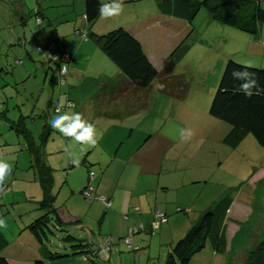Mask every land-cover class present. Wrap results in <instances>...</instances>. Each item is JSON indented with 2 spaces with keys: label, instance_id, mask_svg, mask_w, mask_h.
<instances>
[{
  "label": "rangeland",
  "instance_id": "1",
  "mask_svg": "<svg viewBox=\"0 0 264 264\" xmlns=\"http://www.w3.org/2000/svg\"><path fill=\"white\" fill-rule=\"evenodd\" d=\"M261 5L264 7V1ZM37 7L39 13L36 14ZM84 8L85 0H0V112H4L6 117L1 118L0 115V161L11 165L10 173L0 186L3 188V192H0V218L7 224L6 228L0 229L12 250L21 246L19 243L22 244L23 237L20 238L19 234H22L24 228L42 212L37 208L36 199L32 197L38 196L40 186L31 166V155L27 150L18 148L19 144L23 143V138L10 129L9 121L16 120L20 115H28L26 125L39 142L42 126V118L39 116L47 108L48 99L52 97L53 101H61L65 97L63 85L52 87L49 84L51 73H48L44 80L49 62L36 50V43L23 39L24 31L26 37H29V32L34 36H44L42 28H46L53 35L54 29H60L64 34H68V38L74 39L75 28H83L85 25L87 29L83 16ZM20 9L24 13L26 25L18 20L22 17ZM39 16L43 17L42 26H39L36 20ZM118 27L141 31L144 36V50L160 73L147 88L128 96L126 94L123 98L107 99L103 104H99L95 98L97 87L85 86L79 93L78 108L84 109L80 112L82 119L95 125L97 144H100V133L106 130L103 129L104 126L123 133V139L116 145L117 147L120 141H123L118 151L120 157L134 150V145L144 144L135 155L134 161H145L149 176L140 177L138 182L142 183L144 178L155 182L160 180L169 185L167 192L161 194L158 201L166 203L167 210L163 212L167 213L171 222H163L157 226L158 221H155L157 225H154L150 232L148 228L141 229L140 222L132 226V229H139L133 234V245L140 247L137 251L129 248L132 244L128 246L121 242L123 240L119 241L118 237L108 235L116 242L111 245L115 251L111 256V264H118L117 256L125 252L131 255V259L123 255V264H133V255L136 253L138 264H163L169 248L185 235L200 213L230 190L236 200H248L256 195L258 203L254 201L255 212L248 224L251 230L248 241L251 243L256 234H259V227H254L259 223L258 219L256 221V215L264 218V182L252 184L250 179L264 170V148L251 134L235 148L224 144L222 139L229 131L230 125L211 116L208 110L228 59L240 64L263 67L262 53L257 49L259 46L253 44V36L212 20L203 7L191 24L166 16L158 10L156 0L124 1L123 11L118 16L108 19H101L99 16L92 26V31L101 35ZM61 41L55 42L59 45L67 39H64L65 42ZM88 41L95 45L97 51L94 52L91 48L93 54L90 59H81L84 67L99 72L111 71L107 65L117 69L101 48L96 46L97 41H92L91 38ZM25 49L32 53L31 56ZM173 52L174 55L170 57ZM166 67L169 71L167 74ZM166 78V81L172 84L169 93L161 90L162 82ZM43 86L44 91H41ZM69 111L70 115L76 113L74 108H69ZM189 129L194 133L190 139L187 131ZM129 132L131 135L127 137ZM149 134L151 137L144 141ZM96 146L78 144L72 137H65L56 130L51 134L44 152L46 162L53 168L52 191L56 197L54 206L57 211L61 210L65 214V208L71 207L72 190L80 192L81 186L87 183L88 171L93 169L97 172L96 160L98 162L102 154L100 146ZM17 156L20 158L16 159ZM109 158L111 157L103 160L108 161ZM15 160H18V164ZM73 160L78 163H73ZM120 166L121 164H118L116 168ZM129 167L132 169V166ZM116 168L112 170L114 175L118 172ZM137 177L136 174L132 175L125 184L131 185ZM123 200L125 210L117 208L114 203L108 214L106 213L100 227V242L101 237L107 236V231L126 230L124 216L135 211H132L133 208L128 209L126 197ZM94 201L96 200L85 201L86 207L80 209V212L90 208ZM132 204L138 205V202L133 201ZM152 205L153 202L151 209L154 211ZM144 206L142 205V210ZM103 210L104 206L97 216L93 210L87 213L84 220L85 229H74L68 224L63 228L52 227L46 242L49 251L63 252V248L71 243L65 240L68 234L85 237L91 227L97 234L98 219ZM160 210H163V207ZM112 212H116L118 217L112 216ZM128 216L129 219L132 217ZM143 217L147 219V215ZM128 222L133 225L134 220L130 219ZM150 222L154 223L151 220ZM130 234L132 235L131 232ZM119 246L123 252H118ZM204 254L207 258L204 263L208 264L210 261V264H222L219 255L210 260V255L207 252ZM202 255L199 261L205 259ZM238 256L240 260L237 259ZM242 256V252L235 253L231 264L241 263ZM198 259L199 256H196L195 261ZM102 264L109 263L103 261Z\"/></svg>",
  "mask_w": 264,
  "mask_h": 264
},
{
  "label": "trees",
  "instance_id": "2",
  "mask_svg": "<svg viewBox=\"0 0 264 264\" xmlns=\"http://www.w3.org/2000/svg\"><path fill=\"white\" fill-rule=\"evenodd\" d=\"M262 1L264 0H156V5L162 14L184 20L189 24L192 23L200 8L203 7L212 20L255 37L258 35L261 26L264 25ZM110 2L85 0L86 36L97 41L96 43L102 52L120 70L121 75L128 80V83L123 84L117 78L101 80L95 95L99 104H103L107 99L123 98L126 94L128 96L130 93L134 94L136 91L147 88L160 73L148 59L139 40L126 28H114L101 35L92 31L93 24L100 16V4ZM75 31L80 34L81 29L78 28ZM59 48L67 52L71 58V51L60 46ZM177 48L178 46L176 50ZM173 55L174 52L171 53L170 57ZM55 65L57 66V63ZM245 66H247L248 72L254 74L260 89L259 94L252 95L250 98L245 97L238 90L239 85L250 77L240 73L237 80L232 78L234 70H244ZM168 72L166 67L165 74ZM166 80L167 78L163 80L161 90L169 93L172 84ZM56 106L53 107V111ZM208 113L230 125L229 131L222 139L224 144L235 148L247 135L251 134L256 142L264 148V67L240 64L228 59L211 100ZM1 114L5 116L4 112H0ZM16 128L20 129L19 127ZM50 129V125L46 124L43 137ZM27 148L32 155L31 166L42 191L41 199L36 202L37 208L42 213L26 226L38 244L41 253V258L33 260L32 264H46L48 260L64 259L76 255L82 256L85 264H97L94 257L98 255L100 249L108 248L110 244L114 243V238L104 236L102 237L103 246L94 248L90 246L91 241L87 232L85 233L86 238H77L72 233L65 237V240L71 243L68 247L63 248V252L49 251L46 242L48 241V233L52 232V227L63 228L67 225L62 221L54 206L56 197L52 192L53 168L48 165L38 146L31 144ZM88 186H82L80 192L89 202L95 199L85 195L84 190ZM92 194L98 196L93 190ZM232 202L233 195L230 190L201 212L185 235L169 248L163 264H190L193 256L203 250L208 241L211 242L217 253H224L227 247L225 221ZM106 210L107 208H105ZM7 245L8 241L0 229V264H19L18 259L2 254ZM241 264H264V230L261 238L254 246L244 252Z\"/></svg>",
  "mask_w": 264,
  "mask_h": 264
},
{
  "label": "crops",
  "instance_id": "3",
  "mask_svg": "<svg viewBox=\"0 0 264 264\" xmlns=\"http://www.w3.org/2000/svg\"><path fill=\"white\" fill-rule=\"evenodd\" d=\"M20 12L22 13V17H20L18 20H20V23L26 25L27 23H26V19L24 18V15H23L24 13L22 10ZM35 13L36 14L39 13L38 7L35 9ZM17 15H19V14L17 13ZM83 16H84V14H83ZM42 24H43V17L41 18V23L40 24L38 23V25L42 26ZM85 27L86 26L84 25L83 28H79V29H81L80 34L76 33L75 30L78 28H75V30H74L75 38L74 39L72 37L68 38V34H64L63 32L60 31V29H59V31L54 29V31H53L54 35H53L52 33H49L50 31H47L46 28H42L44 31V36H42L41 34H40V36H36V35L34 36L33 33L31 34L29 32V34H30L29 37H26V32L24 31L23 39H25V41H26V39L31 40L32 42L36 43L35 44L36 47L40 46L42 48V51L37 50V48H36V50L38 52H40L41 55L44 57H46V53H48L50 45H53V44L58 45V43H57L58 40H62L61 42H65L64 39H67V41L65 43H60L58 46H60L61 48H64L65 50L71 51L72 55H71V58L69 59V61L67 62L68 67H69V74H68V77L66 80V85H63L64 87L62 86L64 89V96H65L64 99L61 101L60 100L53 101V98L50 97L47 101V108L39 116L42 118V120L40 121V124H42V126H41V130L39 132V142H38V140H36L35 134L26 125V119H27L28 115H26V116L20 115L19 118H17L16 120L9 121L10 122V124H9L10 129L16 135L22 136V138H23V143H20L18 146L19 149H24V150L28 151L27 146L33 144L34 146H38L39 149L41 150L42 154L45 156L44 147H46L48 140L54 131V129L51 128L47 132V134H45L43 137V133H44L46 124L50 125V120L54 116L63 115V114L70 115L69 108L67 110L55 112V111H53V107L56 105H58V106L65 105L67 100H71L75 103V105L73 107H70V108H74L75 112L80 114L81 110H84V109L78 108L79 93L81 92V89L84 88L85 86L92 85L93 87L96 86L98 88L101 80H107V79L115 78V77H117V79H119L120 81H122L124 83H128V80L125 79L121 75L120 70L118 68L114 70L113 67H111V65H107V66H108V69L110 67L112 72L109 70H106V71L100 70V72L99 71H92L90 68H86L82 65L83 62L81 61V59L89 60L91 55L93 54V51L94 52L97 51V49H95V45H93L90 41H88V40H90V38H88L87 36L83 37V33L86 32ZM23 30H25V29L23 28ZM128 30L139 40V42L142 45V48L144 49V44H143V40H142L144 36L142 35L141 31L140 30L136 31L135 28H128ZM252 39L254 41L253 44L256 43L259 46V48H257V49L259 50V53H262V57H261L262 59L261 60H263V63H264V25L261 26L258 35L253 37ZM55 41H57V42H55ZM42 43L44 45H42ZM96 46L100 49L98 44H96ZM91 48H93L92 49L93 51H91ZM28 51L29 50H26V52H28ZM144 52H145V50H144ZM28 54L31 56L32 53L30 54L28 52ZM146 55H147L148 59L150 60L149 55L148 54H146ZM47 61L49 62V65L47 66V69L45 70L44 80L48 76V73H51V75H50L51 78L49 80V84L52 87L54 85H57V84L60 85L58 83V80H57L58 79V73H56L55 63L50 61L48 58H47ZM263 67H264V64H263ZM88 73H93L96 75L89 76ZM41 91H44V86L41 88ZM0 108H1V106H0ZM100 112H101V110H100ZM100 117L111 118L109 116H101V115H100ZM1 118H6V117L1 114ZM88 123L92 124V122H88ZM16 127H19L20 129L18 130ZM103 129H106V130H105V132L100 133V142H99L100 144H97V146H96V148L98 146H100V154H102V155H100V157H102V158H100V160H98V162L96 160V163H98L97 164V166H98L97 172H95L93 169L88 171L89 175L87 177V181H86L87 183L83 184V186H85V185L91 186L93 188V192H95L98 196L105 197L106 199L109 200L110 206L105 211V205L103 204V202L99 199H95L96 201H94L91 204L90 208L86 209V211H84V212H80V209H82L83 207H86V202H85L86 200H84L85 198L82 194H81L82 196L80 195L79 191H78V193H76L74 190H72L73 199L71 202V207L65 208V210H66L65 214H64V212L62 213L61 210H59L58 213H59L60 218L62 219V221L64 223H66V225L67 224L72 225V228H74V229H77V228H82V229L84 228L85 229L84 220H86L85 218L87 217V213L89 211L93 210L97 216V215H99L101 208L104 206L103 213H102L101 217L98 219V227H97L98 232H97V234L95 232H93V230H92L93 227H91V226H90L91 230H89V232H88L89 239L91 241L90 246L94 247V248H98L100 246H103L102 245L103 244L102 237H101V242H100V232H101L100 227H101V224L103 223L104 219L106 218V216H105L106 213L108 214L109 209L114 205V203H115V205L117 204L116 205V206H118L117 208H121L122 210H125L126 209V208H124L125 200H123V199H125V197H126L127 198L126 205H127L128 209L132 210V208H133L132 211H135V212H129V214H128V215L132 216V217H130V219L134 220V223H133V225H131V223L128 222L130 219H129V216L126 214L124 216V218L126 219V223H127L126 230L124 232L123 231L118 232L117 230H112L111 232L107 231V236L110 235L112 237H118L119 241H120V240H123L124 237L129 236V232H131L132 233L131 244H132V246H134L133 245V234L136 233V232H134V230L136 228L132 229L131 227L136 226L137 222H140L139 227L142 225V226H144V229L148 228L149 232H150V229L155 227L154 223H155V221L158 220L155 217V212L156 211L163 212V211L167 210L166 203L159 202L158 197H160V195L163 194L164 192H167V190L169 189V185L163 184L162 182H160V180L155 182L152 180H149V181L145 180L144 178H143V182L141 181L142 183L138 182V180H140V177L142 178L143 176H147V175L149 176V171H147L145 169V165H146L145 161H139V160L136 162L134 161L135 155L137 154V152H139L142 149L144 144H140L139 146L137 144H136V146L134 145L133 146L134 150L127 152L126 156L123 157V155H122L120 157L118 155V151L120 149V145H123V141H120V144L117 147H116V145L119 142V140L123 139V136H124L123 133H120L121 131H119V132L118 131H112L109 129V126H104ZM20 130H22V131H20ZM24 132H25V134H24ZM25 135H27V136H25ZM130 135H131V133L129 132L127 137H130ZM150 137H151V135L149 134L144 139V141H146ZM27 138H28V140H27ZM18 140L19 139H17V141ZM28 152L30 155V151H28ZM19 155H20V153H19ZM109 156L111 158H109L108 161L103 160L105 158H108ZM19 158L20 157L17 156L16 159H19ZM31 158H32V155H31ZM17 161L18 160H15V163ZM137 162H140V163H137ZM91 163H93V162H91ZM17 164H18V162H17ZM118 164H121V166L116 168V166ZM129 166H132V169ZM114 168L118 169V172L116 171V173H117L116 175H114L112 173V170ZM134 174H136L138 176L136 178L135 182L131 183V185L125 184L131 178V176ZM263 177H264V170H261L260 172L256 173V175H254L252 177V179H250V181L252 184H254V183L261 184L262 182H264ZM113 181H115V182H113ZM70 185H72V187H75L71 183H70ZM52 188H53V186H52ZM254 188L256 189V187H254ZM41 192L42 191L40 188V192L38 191V196H32V197L34 199H36V201H38L42 197ZM256 193H257V190H256L255 194ZM121 194L123 196H121ZM0 198H2V195ZM118 200H122L121 201L122 203ZM133 201H137L138 205L132 204ZM254 201H256V203H258L257 199H256V195H255V198L251 197L248 200L247 199L236 200L233 197V202H232V205L228 211L227 218L225 221L226 239H227L226 251L224 253H217L214 250L213 246L211 245V242L208 241L206 243L205 248L193 256V258L190 261V264H206L204 262L207 260V258L205 256L204 252H207L210 255V260H213L217 255H219L220 258L222 259V264H231L232 260H234L235 253L242 252L244 254V252L247 249L254 246V244L261 238L262 232L264 230V218L263 217L259 218V216L257 214L256 215V221L259 220V223L256 224L255 226L253 224V226L259 227V231H258L259 234H256V237L253 238L251 243H249L248 240L251 237V234H250L251 230L248 227V224L250 222L251 217L254 215V212H255V209H254V203L255 202ZM152 202L154 203V205H152V207H154V211H152V209H151V203ZM142 205L143 206L145 205L143 210H142ZM162 207H163V210H160V208H162ZM77 209H79V211H77ZM137 210L139 211L138 213L136 212ZM187 210L189 211V208H187ZM143 211H144V213H143ZM164 213L167 216V220L164 223L168 224L171 221L168 219L167 213L166 212H164ZM110 214H112V216L118 217V214L116 212H112ZM135 214H140V215H135ZM144 215H147V219L143 217ZM152 216H153V218H152ZM195 218H196V216H195ZM150 220L153 221L154 223H151ZM253 220H252V223L254 222ZM75 223H76V225H73ZM143 223H147V225H144ZM159 223L157 226H160L161 224H163V222H159ZM88 225H89V223H88ZM258 227H256V228H258ZM24 229L25 230H23L22 234H19V235L21 236L20 238L23 237L25 239V242H23L24 239L22 238L21 239L22 244H21V242L19 243L21 246L17 247L16 249H13V250H12L11 246L9 247V243H8V245L3 249L2 254L6 257H13V258L18 259L17 261L20 262L19 264H32L33 260L41 258V253L39 251L38 244L34 240V237L32 236V234L27 230L26 227ZM71 230L72 229H70V231ZM75 235L77 238H86V237H81V236L79 237L77 234H75ZM107 236H105V237H107ZM27 238L29 239V242H27ZM121 242H123L125 244L124 240ZM121 242L119 244L122 246ZM114 243H116V242L114 241ZM114 243H112V244H114ZM112 244H110L108 248H103V249L99 250L98 255L94 257L97 264H102L103 261L111 264V256H112L113 252H115L113 250V246H111ZM22 245H25V246H22ZM121 246L118 247V252H123L122 250L120 251ZM134 247H137V246H134ZM129 248L132 251H137V250H139L140 247L139 248L137 247V249H135V250L132 249V247H129ZM126 250H129V249H126ZM202 254H204V255H202ZM123 255H126L128 258L130 257V259H131V255L129 253H127V252L121 253L117 256V260H119L118 264H123L122 263V261H123L122 256ZM201 255L205 259L202 261H199ZM196 256H199V259L195 261ZM137 259H138V253L133 255V264H138ZM237 259L240 260L239 256L237 257ZM241 260H242V258H241ZM46 262L48 264H85L84 260L82 259V256H79V255H76L74 257L64 258L61 260H55V261L54 260H48ZM208 264H210V261H208ZM237 264H241V263H237Z\"/></svg>",
  "mask_w": 264,
  "mask_h": 264
},
{
  "label": "clouds",
  "instance_id": "4",
  "mask_svg": "<svg viewBox=\"0 0 264 264\" xmlns=\"http://www.w3.org/2000/svg\"><path fill=\"white\" fill-rule=\"evenodd\" d=\"M122 11L123 0H112L111 3H101L99 6V15L101 19H108L118 16ZM246 68L247 66H245L244 70H234L232 72V78L237 80V76L240 73L250 77V79L242 82L238 89L245 95V97L250 98L252 95L259 94L260 89L257 85L256 79L254 78V74L248 72ZM50 127L56 131H59L65 137H72L74 142H77L78 144L87 145L88 147H94L97 144L98 137L95 135L96 130L94 125L82 119V116L79 113L54 116L50 120ZM187 131L188 138L190 139L194 133L190 129ZM73 163H78V161L73 160ZM10 171L11 165L0 161V186L3 185L6 176L10 173ZM0 192H3L2 187H0ZM6 227L7 224L5 220L0 218V228Z\"/></svg>",
  "mask_w": 264,
  "mask_h": 264
},
{
  "label": "built area",
  "instance_id": "5",
  "mask_svg": "<svg viewBox=\"0 0 264 264\" xmlns=\"http://www.w3.org/2000/svg\"><path fill=\"white\" fill-rule=\"evenodd\" d=\"M36 20H37V23L39 24L41 23L40 17H37ZM85 36H86V32L83 33V37ZM36 48L37 50L42 51V48L40 46H37ZM46 58H48L50 61H52L55 64L57 63L58 83L60 85H66V80L69 74V67H68L67 62L70 59V55L67 52H64L63 50H61L57 44H53L49 46V51L48 53H46ZM74 105L75 103L73 101L67 100L65 105H62V106L57 105L54 111L60 112L62 110H67L68 108L73 107ZM92 190L93 188L91 186H88L84 190L85 195L88 196L89 198L101 200L103 204L105 205V208H108L110 206L109 200L106 199L105 197L94 196L92 194ZM155 217L158 219L157 220L158 223L165 222L167 220V216L164 212L156 211ZM154 224L157 225V223H154ZM140 228L143 229L144 227L141 225ZM136 231L137 229L134 230V232ZM124 242L129 246L131 245V234L124 239ZM132 249L135 250L137 249V247L132 246Z\"/></svg>",
  "mask_w": 264,
  "mask_h": 264
}]
</instances>
